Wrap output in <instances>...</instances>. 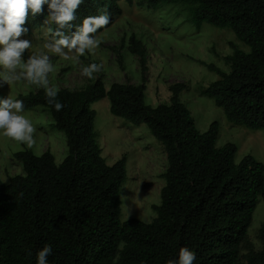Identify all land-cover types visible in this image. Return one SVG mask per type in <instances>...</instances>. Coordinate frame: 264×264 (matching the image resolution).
<instances>
[{"label":"trees","instance_id":"1","mask_svg":"<svg viewBox=\"0 0 264 264\" xmlns=\"http://www.w3.org/2000/svg\"><path fill=\"white\" fill-rule=\"evenodd\" d=\"M122 1L135 2L85 0L66 33L71 35L87 16L108 14L110 23L97 38L122 17ZM179 3L189 5L190 21L198 29L204 24L228 28L250 48L235 49L225 58L229 73L207 65L220 79L205 94L233 125L264 130V0H144L140 5L159 12ZM48 14L47 5L36 17L29 10L23 26L27 34L44 27ZM129 43L145 74L143 43L135 36ZM186 89L185 84L171 86L170 104L156 108L146 104L144 83H115L107 90L101 77L82 90H58V102L64 104L59 112L47 103L43 88L19 96L24 111H49L55 129L66 136L68 156L57 165L49 151L41 156L20 152L15 158L25 174L8 184L0 178V264H36V254L46 244L53 248L49 264H168L182 247L196 253L195 264H264V224L260 251L248 236L258 198L264 200V163L247 156L237 164L234 144L217 146L218 123L199 132L180 99ZM105 98L113 116L146 125L165 149L166 185L150 224L121 221L127 158L107 164L97 140V114L90 108Z\"/></svg>","mask_w":264,"mask_h":264},{"label":"rangeland","instance_id":"2","mask_svg":"<svg viewBox=\"0 0 264 264\" xmlns=\"http://www.w3.org/2000/svg\"><path fill=\"white\" fill-rule=\"evenodd\" d=\"M143 1L135 0L133 6L121 2L122 17L97 37L100 44L93 54L86 53L73 61L49 52L46 44L52 42V37L47 33L49 25H45L21 37L32 43L24 60L31 55L48 54L55 69L49 74V85H55L58 90H82L100 77L107 90L115 83H144L146 104L154 108L170 104L171 86L185 84L187 89L181 93L180 99L191 111L199 132L206 133L213 123H218L220 135L217 146L234 144L237 147V164L247 156L264 163V130L233 125L224 110L205 94L206 89L220 79L207 65L229 73L231 68L225 58L232 56L235 49L249 52L250 48L228 28L218 29L204 24L198 29L190 21V7L186 3L153 12L140 5ZM133 36L146 49L148 71L145 74L139 57L129 51V41ZM91 63L102 64L103 68L88 78L82 75V68ZM41 88L23 79L11 86L0 83V97L7 98L11 94L18 99ZM90 108L97 114V140L107 164L113 166L123 157L127 158L126 181L121 190V221L138 219L152 223L157 217L154 207L162 204L161 191L166 185L164 174L168 161L164 147L146 125L136 126L113 116L109 98L93 103ZM23 114L36 129L35 144L28 148L0 134V178L6 184L12 177L25 174L22 164L15 158L20 152L31 151L41 156L49 151L57 165H61L68 156L66 136L55 129L47 109L37 107ZM263 224L264 200L259 197L248 230L249 241L256 251L262 249L259 231ZM246 253L247 250L243 249V254Z\"/></svg>","mask_w":264,"mask_h":264},{"label":"clouds","instance_id":"3","mask_svg":"<svg viewBox=\"0 0 264 264\" xmlns=\"http://www.w3.org/2000/svg\"><path fill=\"white\" fill-rule=\"evenodd\" d=\"M84 3L85 0H0V83L11 86L23 79L38 85L44 89L47 103L57 112L61 111L64 104L58 102V89L49 85V74L55 70L49 55L41 53L24 60L32 43L21 39L28 33V28L23 26L29 18V10L31 16L36 17L47 5L49 14L45 25H49L47 33L51 34L52 42L46 44V48L64 60L77 61L86 53H94L100 44L95 34L110 23L108 14L87 16L71 35L67 34L65 30L73 29L76 11ZM53 24L54 29L50 26ZM102 68V64L91 63L82 68V75L92 78ZM23 113V100L14 99L11 94L7 98L0 97V134L32 148L36 129ZM52 255V245L46 244L36 254V264H49L48 258ZM196 260L193 250L182 247L178 258L169 259L168 264H195Z\"/></svg>","mask_w":264,"mask_h":264}]
</instances>
